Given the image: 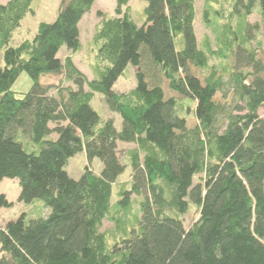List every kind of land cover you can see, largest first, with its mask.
<instances>
[{"label":"trees","instance_id":"1","mask_svg":"<svg viewBox=\"0 0 264 264\" xmlns=\"http://www.w3.org/2000/svg\"><path fill=\"white\" fill-rule=\"evenodd\" d=\"M95 1L62 0L52 23L15 46L31 0L0 5V181L17 180L20 202L49 210L0 228V264H264V0H206L213 42L200 45L195 0H144L141 26L129 0H115V16L98 12L88 80L57 54L80 51L79 23ZM128 65L136 86L115 93ZM21 73L32 86L17 96ZM46 75L61 80L41 84ZM94 94L119 130L93 110ZM119 143L134 145L125 164ZM82 150L102 170L74 180L65 166ZM1 205L10 206L3 195ZM190 205L198 218L186 228Z\"/></svg>","mask_w":264,"mask_h":264},{"label":"rangeland","instance_id":"2","mask_svg":"<svg viewBox=\"0 0 264 264\" xmlns=\"http://www.w3.org/2000/svg\"><path fill=\"white\" fill-rule=\"evenodd\" d=\"M9 0H0V5H4ZM62 0H31L30 10L26 13L25 17L21 20L19 27L14 31L11 45L15 46L24 40H31L41 23H52L57 15L60 3ZM229 1V0H228ZM235 1V0H234ZM195 20H194V33L198 44H202L205 37H208L213 42V35L211 30L206 27L204 21V10L206 8V0H195ZM128 7L130 10L131 19L141 26L145 20L144 9L146 7V1L144 0H129ZM214 10L218 9L211 6ZM223 11L229 8L228 3L222 4ZM98 12L115 16V0H96L91 10L83 16L79 23V37L81 42V49L75 54H71L65 47H62L57 54V57L63 60L67 56L72 57L73 64L79 71H81L88 80H92L94 75L91 72V67L94 63V53L92 52L91 40L98 24L99 17ZM249 23H255L259 21V16L256 12L247 17ZM218 23V22H216ZM219 24V23H218ZM179 43L177 48L183 47L182 38L178 36ZM214 65H218V61H211ZM2 66L0 55V67ZM198 74V73H197ZM61 80V76L46 75L41 77V84H58ZM32 86L31 79L25 73H21L15 83L12 86V91L17 96H22ZM136 86L135 69L133 66L128 65L124 73L114 83L112 90L115 93H126L132 91ZM166 94L168 95L167 87L164 86ZM185 105L193 109L191 102L185 101ZM93 110L100 116L102 120L112 119L114 127L119 130L121 127V119L117 113L109 111L106 107L103 97L100 94H94L90 103ZM190 105V106H189ZM259 115L264 119V109L259 111ZM187 124L192 127L195 121L192 117L187 119ZM134 145L118 144V157L122 163H127L126 151L132 149ZM85 167H88L95 175H99L102 170V164L98 159H94L88 162L84 150L78 152L74 156L70 157L65 166V171L68 176L74 180H78ZM130 180V168L127 167L123 174L118 178L117 184H113L111 202L114 203L117 196V185L121 182H128ZM196 182V177L193 178V183ZM19 185L15 179H3L0 181V196L3 195L7 203L10 206H0V228L4 227L9 221L16 220L20 214L26 213L28 217H45L48 214L46 209L40 200H35L31 204H24L18 200ZM134 200L137 198L133 196ZM198 218V213L195 207L189 206V209L183 218L186 228L190 227ZM111 228V224L107 221L103 222L101 231Z\"/></svg>","mask_w":264,"mask_h":264}]
</instances>
